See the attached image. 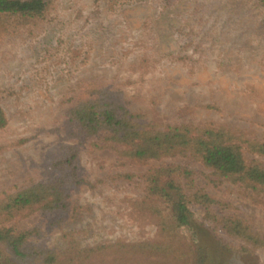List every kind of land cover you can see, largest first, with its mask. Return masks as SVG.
<instances>
[{"label":"rangeland","instance_id":"obj_1","mask_svg":"<svg viewBox=\"0 0 264 264\" xmlns=\"http://www.w3.org/2000/svg\"><path fill=\"white\" fill-rule=\"evenodd\" d=\"M5 24L0 199L61 178L69 205L24 209L4 226L32 231L30 250L61 251L73 241L88 251L87 263L170 264L162 254H133L126 246L161 241L158 218L144 202L145 178L178 166L193 180L184 190L192 229L181 234L201 245L203 264H264V246L226 251L231 238L212 217L232 215L264 234L263 194L218 178L189 151L131 159L120 152L125 145L85 135L67 115L76 102L98 99L160 130L224 128L264 143V10L248 0H51L42 17ZM70 150L73 173H61L53 163ZM196 191L215 201L210 209L193 201Z\"/></svg>","mask_w":264,"mask_h":264},{"label":"trees","instance_id":"obj_2","mask_svg":"<svg viewBox=\"0 0 264 264\" xmlns=\"http://www.w3.org/2000/svg\"><path fill=\"white\" fill-rule=\"evenodd\" d=\"M248 1L264 10V0ZM50 5L51 0H0V29L6 28L7 18L18 20L20 24L36 20L50 9ZM67 115L73 127L85 135L101 138L116 148L125 145V149L120 152L131 159L146 161L189 151L218 178L264 195L263 142L242 141L224 128L197 130L194 135H191V129L187 127L174 126L160 130L136 122L135 116L119 104L98 99L76 102ZM4 125L5 118L0 110V127ZM244 151L256 158L247 161ZM74 161L75 152L70 150L63 158L54 162L53 167L61 173H73ZM145 183L144 202L158 218L161 241L156 244L142 242L127 245L126 248L133 254H162L164 260L171 259L170 264H203L205 253L201 245L192 246L190 242L183 240L181 234L185 228L192 229V213L188 207L191 198L184 191L186 183L193 186L190 172L178 166L163 165L149 173ZM67 197L61 178L4 194L0 199V264H97L92 261L87 263V258H90L87 256L88 251L85 255L73 241L61 251L42 246L30 250L28 240L32 231L3 225L24 209L36 207L50 211L66 210L69 205ZM192 197L193 201L207 209L215 202L198 191ZM212 214L218 229L231 238L223 246L226 251L248 253L250 247L264 246V234L242 219L232 215ZM192 233L194 235L195 232L192 230ZM115 262L120 263L119 260Z\"/></svg>","mask_w":264,"mask_h":264}]
</instances>
